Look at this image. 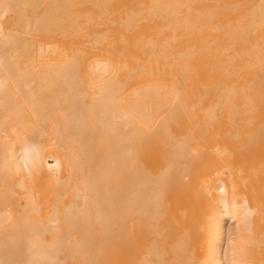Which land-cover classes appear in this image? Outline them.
Returning <instances> with one entry per match:
<instances>
[{"label": "bare ground", "instance_id": "obj_1", "mask_svg": "<svg viewBox=\"0 0 264 264\" xmlns=\"http://www.w3.org/2000/svg\"><path fill=\"white\" fill-rule=\"evenodd\" d=\"M105 263L264 264V0H0V264Z\"/></svg>", "mask_w": 264, "mask_h": 264}, {"label": "rangeland", "instance_id": "obj_2", "mask_svg": "<svg viewBox=\"0 0 264 264\" xmlns=\"http://www.w3.org/2000/svg\"><path fill=\"white\" fill-rule=\"evenodd\" d=\"M234 235V225L231 222H227L226 223V242L228 243V241L231 240V238ZM107 264V263H105Z\"/></svg>", "mask_w": 264, "mask_h": 264}]
</instances>
